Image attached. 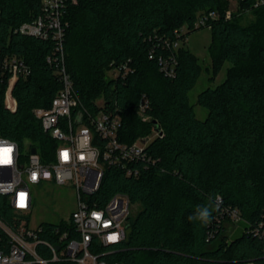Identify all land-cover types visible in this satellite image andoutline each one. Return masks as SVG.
Instances as JSON below:
<instances>
[{
  "label": "trees",
  "instance_id": "16d2710c",
  "mask_svg": "<svg viewBox=\"0 0 264 264\" xmlns=\"http://www.w3.org/2000/svg\"><path fill=\"white\" fill-rule=\"evenodd\" d=\"M41 0H0V54L15 56L28 67L16 81L14 111L5 106L8 76L0 77V137L16 143L20 152L35 149L43 163L54 159L57 144L43 132L32 109L48 107L61 88L46 58L52 41L16 32L40 13ZM235 3L230 17L225 12ZM255 0H66L64 37L66 71L80 104L95 112L97 100L118 108V140H147L151 163L137 178L117 167H106L93 198L103 205L124 195L138 210L125 224V239L110 246L93 245L91 252L107 264H264V5ZM213 11L208 55L214 80L227 62L224 81L196 97L207 111L195 117L188 93L201 67L183 45L197 17ZM246 22L245 24H242ZM184 35L177 33L183 27ZM179 41L174 48L166 43ZM182 44V45H181ZM153 59H149V55ZM173 58L175 73L160 72L157 58ZM126 66V72L106 79L105 73ZM212 81V80H211ZM145 98L143 120L137 113ZM219 196V200H217ZM211 201L210 223L189 221L197 206ZM218 205V207H217ZM240 220L230 235L229 212ZM15 213L0 195V219L13 226ZM40 239L56 244L76 237L71 226L42 224ZM59 228V234L53 233ZM256 230L258 234H255ZM42 258L50 254L37 246ZM50 264H72L66 261Z\"/></svg>",
  "mask_w": 264,
  "mask_h": 264
},
{
  "label": "built area",
  "instance_id": "2783aa9c",
  "mask_svg": "<svg viewBox=\"0 0 264 264\" xmlns=\"http://www.w3.org/2000/svg\"><path fill=\"white\" fill-rule=\"evenodd\" d=\"M263 5L264 0H255L253 3L254 8ZM66 7V0H41L39 15L32 22L23 23L16 29L21 35L50 40L54 44L53 56L47 57L46 62L53 68L61 88L48 107L33 108L32 114L43 132L57 146L54 159L43 163L37 152L32 154L30 150L21 154L15 142L0 137V148H12L9 153L12 162L0 164V195L7 197L8 204L15 213L29 216L32 209L31 187L43 182L72 185L76 191L77 206L65 224L71 226L76 237L62 244L71 232L68 229L59 235L56 244H50L39 238L43 234V227L39 225L31 229L29 219L14 217L13 226L6 225L0 219V264H50L59 261L107 264L99 259L101 255L91 252V247L121 243L126 236L125 224L133 205L121 194L113 195L101 206L93 198L100 188L104 169L117 167L126 176L137 178L141 169L154 163L146 152L150 142L148 139L144 143L137 139L129 144L118 140L121 128L118 108L107 109L101 101L96 104L97 110L92 112L83 107L76 97L65 67ZM231 8L225 12L227 19L231 15ZM214 19L215 12L202 13L193 24V29L208 28ZM183 28L178 35H184L188 31L186 26ZM166 45L176 48L179 41L167 42ZM153 58L150 54L149 59ZM157 63L163 75H174L176 63L173 58L159 57ZM126 70V66H120L114 72L117 76ZM29 72V67L21 59L0 54V77L8 76L5 106L11 111L16 109L12 97L13 87L19 77H27ZM146 108L147 101L142 98L138 103L137 113L143 120L149 121L144 114ZM153 133L155 136L161 134ZM2 156L0 153V158ZM239 220L237 212L232 210L229 212V222L225 224L237 225ZM253 231L258 234L256 230ZM53 233L58 235L59 228L56 227ZM259 236H264V232ZM37 246L45 247L50 254L49 258L39 256Z\"/></svg>",
  "mask_w": 264,
  "mask_h": 264
},
{
  "label": "rangeland",
  "instance_id": "374dc122",
  "mask_svg": "<svg viewBox=\"0 0 264 264\" xmlns=\"http://www.w3.org/2000/svg\"><path fill=\"white\" fill-rule=\"evenodd\" d=\"M234 4L232 2L230 6L232 11L236 9ZM210 42V29L200 28L190 32L183 45L197 57V62L201 67L200 77L194 88L188 93L190 105L193 106L195 117L198 120H204L207 116V111L196 105L197 95L207 88H214L221 84L225 79L226 70L230 66L226 62L214 80L211 78V62L208 55ZM105 75L106 79H110L115 77L116 73L108 71ZM96 103L100 104L101 100H97ZM154 137L155 135L152 133L147 139L151 141ZM21 154H24V152H21ZM23 160H25V157H23ZM31 194L32 209L29 213V227L31 229H35L42 224H59L61 221H67L77 206L75 188L69 184L57 185L54 182H43L39 186L31 187ZM137 210L138 206L133 205L131 215L133 216ZM225 228L227 229L226 234L230 235L236 229V225L234 223L225 224Z\"/></svg>",
  "mask_w": 264,
  "mask_h": 264
},
{
  "label": "clouds",
  "instance_id": "9594fccd",
  "mask_svg": "<svg viewBox=\"0 0 264 264\" xmlns=\"http://www.w3.org/2000/svg\"><path fill=\"white\" fill-rule=\"evenodd\" d=\"M0 150H2L3 156L2 161L3 163L0 164H10L12 161L10 159L9 153H11L12 148L11 147H5V148H0ZM10 161V162H9ZM217 200H219V196H217L216 198ZM218 207V205H217ZM214 210L213 205L211 203V201H209V203L207 205L204 206H197L196 212L194 215H190L188 217L189 221H199L201 224H208L210 223V217L212 215V211ZM116 237L113 239L115 240Z\"/></svg>",
  "mask_w": 264,
  "mask_h": 264
},
{
  "label": "water",
  "instance_id": "95a60500",
  "mask_svg": "<svg viewBox=\"0 0 264 264\" xmlns=\"http://www.w3.org/2000/svg\"><path fill=\"white\" fill-rule=\"evenodd\" d=\"M152 125L154 126V132L160 134L161 133L160 125L156 121H153ZM141 142L144 143V140H141ZM35 152H36L35 149H31L32 154H34Z\"/></svg>",
  "mask_w": 264,
  "mask_h": 264
},
{
  "label": "snow or ice",
  "instance_id": "6c2138e0",
  "mask_svg": "<svg viewBox=\"0 0 264 264\" xmlns=\"http://www.w3.org/2000/svg\"><path fill=\"white\" fill-rule=\"evenodd\" d=\"M0 152H2V150H0ZM65 155V158L67 157V154L65 153L64 154ZM10 162V161H9ZM0 163H3V161H2V159H0ZM21 206H23V205H21ZM115 237H111V239H114Z\"/></svg>",
  "mask_w": 264,
  "mask_h": 264
}]
</instances>
